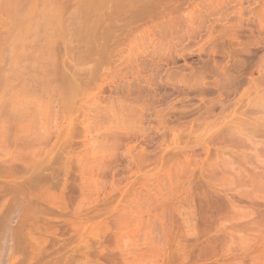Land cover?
<instances>
[{"label":"rangeland","instance_id":"obj_1","mask_svg":"<svg viewBox=\"0 0 264 264\" xmlns=\"http://www.w3.org/2000/svg\"><path fill=\"white\" fill-rule=\"evenodd\" d=\"M20 1L0 264H264V0Z\"/></svg>","mask_w":264,"mask_h":264},{"label":"bare ground","instance_id":"obj_2","mask_svg":"<svg viewBox=\"0 0 264 264\" xmlns=\"http://www.w3.org/2000/svg\"><path fill=\"white\" fill-rule=\"evenodd\" d=\"M15 1H16V0H15ZM18 1H19V0H18ZM24 1L26 2V0H24ZM37 1H38V0H37ZM37 1L33 0V2H35V3H33V2L31 1L32 4H33V7H36V6L39 5L38 3H36ZM43 1H44V0H43ZM43 1H42V2H43ZM12 2H13V1H12ZM22 2H23V0H21L20 2H18V4L21 3V6H22V7H21L20 5L17 4V10H19L18 6L21 7V8L24 7V6L22 5ZM25 2H24L23 4H24V5H25V4L28 5L29 1H27L28 3H25ZM42 2H41V3H42ZM41 3H40V4H41ZM46 3H47V1H46L45 3L43 2L44 6H43V4H42V6H43L42 9H44ZM15 4H16V2H15ZM32 4H30V5L27 6V7L30 6V7L28 8V11H29V12L31 11L30 9H32ZM34 4H35V6H34ZM47 4H48V3H47ZM39 6H40V5H39ZM46 7H47V6H46ZM15 8H16V6H15ZM24 9H25V8H24ZM34 9L37 10L36 8H34ZM38 9H39V8H38ZM52 9H54V8L52 7ZM52 9H51V10H52ZM26 11H27V10H26ZM54 12H55V10L51 11L52 14H53ZM27 13H28V12H27ZM27 13H26V14H27ZM24 14H25V13H24ZM55 14H56V13H54V15H52V18H53V16L56 17L57 14H56V15H55ZM46 15H48V14H46ZM45 17H48V16H45ZM48 18H49V17H48ZM50 18H51V16H50ZM50 20H51V19H50ZM25 25H26V24H25ZM127 89H128V88H127ZM123 91H124V90H123ZM134 95H135V94H134ZM139 95H140V94H139ZM131 97H132V95H131ZM136 98H137V97H136ZM124 99H125V98H124ZM140 100H141V99H140ZM123 101H125V100H123ZM127 101H128V100H127ZM130 102H131V101H130ZM136 102H137V101H136ZM134 103H135V102H134ZM141 103H142V102H141ZM120 104H121V103H120ZM125 104H126V103H125ZM136 104H137V103H136ZM130 106H132V105H130ZM127 107H129V106H127ZM135 107H136V106H135ZM134 109H138V108L136 107V108H134ZM121 110H122V109H121ZM120 112H121V111H120ZM129 112H130V111H129ZM130 114H131V113H130ZM134 114H135V113H134ZM125 115H126V114H125ZM131 115H132V114H131ZM129 117H130V116H129ZM132 117H133V115H132ZM132 117H130V119H131ZM128 119H129V118H128ZM133 119H134V118H133ZM123 120H124V119H123ZM132 122H133V121H132ZM128 124H129V123H128ZM121 125H122V122H121ZM130 126H131V125H130ZM132 126H133V125H132ZM122 127H124V126L122 125ZM133 127H134V126H133ZM119 129H120V128H119ZM5 220H6V223H7L8 228L6 227V225H3V226H2V230L0 229V230H1V233H3L2 231H4V230L6 231L7 229L10 228L9 225H8V224H9V223H8L9 221H7V220H10V219L7 218V219H5ZM6 228H7V229H6ZM10 229H11V228H10ZM20 230H21V229H20ZM7 231H8V230H7ZM12 231H13V230H12ZM12 231L9 230V231H8L9 233L6 232V233L9 235V236H7V234H6V237H9L10 239H12V240H14V241L16 240L17 243H22V244L24 243V244H25V242H26L27 244L29 243V244L32 245V246L38 244V243L36 242V239L32 238L33 236H31L30 234H27L28 232H27V233H26V232L23 233L22 230H21L22 232H18L19 230H17L16 232H18V233H14V231H13V232H12ZM50 232H51V231H50ZM50 232H49V233H50ZM51 233H52V232H51ZM54 234H55V233H54ZM50 236H51V235H50ZM53 237H54V235H53ZM7 241H8V240H7ZM8 242L10 243V241H8ZM25 245H26V244H25ZM12 247H13V246H12V244H11V248H9V249H11L10 251L13 250ZM10 251H9V252H10ZM8 255H9V257H10V256L12 255V252H10ZM10 258H11V257H10ZM9 264H13L12 259H11V262L9 261Z\"/></svg>","mask_w":264,"mask_h":264}]
</instances>
